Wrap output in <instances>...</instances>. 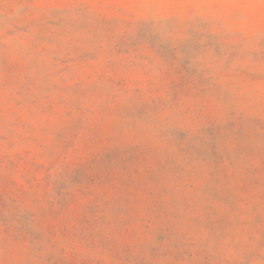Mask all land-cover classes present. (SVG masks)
I'll list each match as a JSON object with an SVG mask.
<instances>
[{"label":"clouds","instance_id":"9594fccd","mask_svg":"<svg viewBox=\"0 0 264 264\" xmlns=\"http://www.w3.org/2000/svg\"><path fill=\"white\" fill-rule=\"evenodd\" d=\"M178 69L191 92L173 83ZM136 152L163 200L122 238L128 264H264L252 203L264 193V0H0V176L34 163L49 186L10 206L0 264L61 251L114 264L109 246L131 219L81 244L47 236L37 204L88 194L100 169L85 157ZM189 177L204 183L193 192Z\"/></svg>","mask_w":264,"mask_h":264},{"label":"rangeland","instance_id":"374dc122","mask_svg":"<svg viewBox=\"0 0 264 264\" xmlns=\"http://www.w3.org/2000/svg\"><path fill=\"white\" fill-rule=\"evenodd\" d=\"M173 83L179 90L185 92H191L195 87L184 79V73L180 69L176 70ZM5 106L9 110L13 107L21 109L22 103L9 101ZM13 115L16 114L13 113ZM97 160L98 157L90 155L83 161L86 167L97 166L100 171L98 175L93 174L89 178L88 194L82 193L80 200L69 197L67 204L63 206L57 204L55 207H50L47 203L37 204L40 208L41 226L45 234L52 239L62 235L66 239L79 241L81 244H91L96 228L108 224L110 218H118L120 221L131 219V223L119 229L115 241L109 246L114 264H128L130 252L122 238L135 239L139 226L150 217L154 218L157 215L156 209L163 200L155 184L153 175L155 164L145 167L149 161V154L143 152L132 154L131 159L113 153L106 161H100L99 165H97ZM114 162L116 163L115 168L112 166ZM9 167L13 171L0 176V223L4 224L9 222L10 206L14 208L15 204L20 201L36 203L37 198H42L49 187L41 175L44 171L43 165L33 163L17 167L13 163ZM221 175H223L222 172ZM186 180L193 192L204 183L193 177L186 178ZM240 187L245 188V191L238 195L247 196L246 187L244 185ZM255 197L252 203L260 202V207L256 209L258 214L255 220L258 227L264 229V193L258 192ZM221 199L225 197L221 196ZM243 204L244 199L241 198L235 207L239 208ZM228 207L232 208L233 205L229 203ZM15 219L13 217V220ZM22 219L27 220L28 217L24 216ZM193 219L195 220L196 217ZM224 220L225 217L222 215L212 216V227L219 228ZM208 221L209 217L205 216L204 222ZM48 264H94V260L61 251L59 255L53 252ZM136 264L140 262L137 261Z\"/></svg>","mask_w":264,"mask_h":264}]
</instances>
